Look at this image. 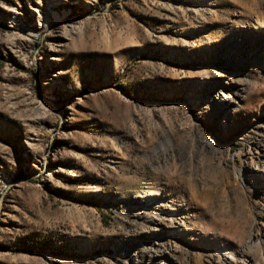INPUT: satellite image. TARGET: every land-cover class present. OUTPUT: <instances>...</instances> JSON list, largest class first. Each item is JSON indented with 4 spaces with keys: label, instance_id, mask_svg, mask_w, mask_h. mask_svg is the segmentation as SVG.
Here are the masks:
<instances>
[{
    "label": "rangeland",
    "instance_id": "1",
    "mask_svg": "<svg viewBox=\"0 0 264 264\" xmlns=\"http://www.w3.org/2000/svg\"><path fill=\"white\" fill-rule=\"evenodd\" d=\"M256 233L264 0H0V264H242Z\"/></svg>",
    "mask_w": 264,
    "mask_h": 264
},
{
    "label": "bare ground",
    "instance_id": "2",
    "mask_svg": "<svg viewBox=\"0 0 264 264\" xmlns=\"http://www.w3.org/2000/svg\"><path fill=\"white\" fill-rule=\"evenodd\" d=\"M258 235V233L254 234L247 244L248 248L252 249V252L255 254H250L248 260L243 258L241 261L242 264H264V240L259 238ZM232 262H234V260H232Z\"/></svg>",
    "mask_w": 264,
    "mask_h": 264
}]
</instances>
